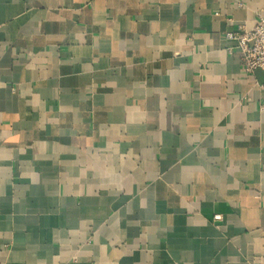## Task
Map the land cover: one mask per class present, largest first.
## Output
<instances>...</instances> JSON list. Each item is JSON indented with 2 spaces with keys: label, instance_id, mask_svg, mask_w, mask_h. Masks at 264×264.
I'll return each instance as SVG.
<instances>
[{
  "label": "crops",
  "instance_id": "obj_1",
  "mask_svg": "<svg viewBox=\"0 0 264 264\" xmlns=\"http://www.w3.org/2000/svg\"><path fill=\"white\" fill-rule=\"evenodd\" d=\"M259 16L0 0V264H264V74L225 38Z\"/></svg>",
  "mask_w": 264,
  "mask_h": 264
},
{
  "label": "built area",
  "instance_id": "obj_2",
  "mask_svg": "<svg viewBox=\"0 0 264 264\" xmlns=\"http://www.w3.org/2000/svg\"><path fill=\"white\" fill-rule=\"evenodd\" d=\"M225 38L235 43L244 74L252 75L256 71L264 74V17L259 16L251 29L238 26L235 32L226 33Z\"/></svg>",
  "mask_w": 264,
  "mask_h": 264
},
{
  "label": "water",
  "instance_id": "obj_3",
  "mask_svg": "<svg viewBox=\"0 0 264 264\" xmlns=\"http://www.w3.org/2000/svg\"><path fill=\"white\" fill-rule=\"evenodd\" d=\"M257 72H260V71H257ZM262 73V72H261ZM263 74V73H262Z\"/></svg>",
  "mask_w": 264,
  "mask_h": 264
}]
</instances>
